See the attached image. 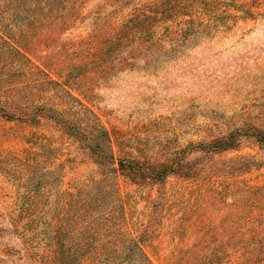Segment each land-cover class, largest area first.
I'll list each match as a JSON object with an SVG mask.
<instances>
[{
    "label": "rangeland",
    "instance_id": "1",
    "mask_svg": "<svg viewBox=\"0 0 264 264\" xmlns=\"http://www.w3.org/2000/svg\"><path fill=\"white\" fill-rule=\"evenodd\" d=\"M0 264H264V0H0Z\"/></svg>",
    "mask_w": 264,
    "mask_h": 264
},
{
    "label": "trees",
    "instance_id": "2",
    "mask_svg": "<svg viewBox=\"0 0 264 264\" xmlns=\"http://www.w3.org/2000/svg\"><path fill=\"white\" fill-rule=\"evenodd\" d=\"M69 133L71 136L76 137L78 140L80 141H85L88 140L89 138L87 137V135H85L84 131L81 130L80 127H68ZM100 131L101 129H99L98 127H92V131ZM105 132V131H104ZM94 134H92V136L90 137L91 139L88 141V146L91 147L93 149L94 152L99 153V149H100V145L96 139V137L93 136ZM105 135H107V133L105 132ZM88 138V139H87Z\"/></svg>",
    "mask_w": 264,
    "mask_h": 264
}]
</instances>
